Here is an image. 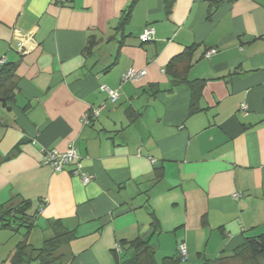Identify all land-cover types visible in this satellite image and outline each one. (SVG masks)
<instances>
[{
    "label": "crops",
    "instance_id": "1",
    "mask_svg": "<svg viewBox=\"0 0 264 264\" xmlns=\"http://www.w3.org/2000/svg\"><path fill=\"white\" fill-rule=\"evenodd\" d=\"M190 48L186 77L206 81L194 115L191 88L167 71ZM3 58L16 89L0 104V204L30 202L37 227L16 243L21 229L0 223V264L26 239L41 247L49 221L76 234L64 264H116L137 238L158 264L180 244L182 264H209L264 235V0H175L171 12L164 0H0ZM130 69L147 74L123 84ZM70 145L79 175L42 165L43 150Z\"/></svg>",
    "mask_w": 264,
    "mask_h": 264
},
{
    "label": "trees",
    "instance_id": "2",
    "mask_svg": "<svg viewBox=\"0 0 264 264\" xmlns=\"http://www.w3.org/2000/svg\"><path fill=\"white\" fill-rule=\"evenodd\" d=\"M174 2L175 0H164L167 12H171ZM124 22L125 19L123 18ZM123 23H121L120 28H122ZM193 55L194 48H190L184 54L174 58L167 68L168 73L173 77V86L187 84L191 88L190 115L204 111L200 107V102L206 85L204 80L189 81L186 77L191 68ZM180 63L183 65L179 69ZM15 69L14 64L6 63L0 70V104L5 107L9 101L14 99ZM5 160L0 155V164ZM160 177L161 173L158 175V178ZM31 206L30 202H22L20 205L0 204L1 228H12L15 231L26 228L25 236L28 237L32 230L37 227L33 221L34 217L27 214ZM43 232H49L50 236L44 239L41 247L36 248L26 239L17 245L7 264H64V255L59 251L76 238L75 232L65 229L59 221H49ZM121 246L129 256L124 255V258L118 260L116 264H158L156 247L150 240L137 238L131 242H122ZM183 261L179 254L177 257L164 258L162 264H182ZM230 261L238 264H264V235L247 239L245 244L231 256H226L209 264H228Z\"/></svg>",
    "mask_w": 264,
    "mask_h": 264
},
{
    "label": "built area",
    "instance_id": "3",
    "mask_svg": "<svg viewBox=\"0 0 264 264\" xmlns=\"http://www.w3.org/2000/svg\"><path fill=\"white\" fill-rule=\"evenodd\" d=\"M17 31L16 33H18ZM154 34L155 31L152 27H147L144 34L141 36V41L143 43H149L154 40ZM23 39L21 36L20 43L18 46V50L21 53H26V50L24 49V44H23ZM212 53L210 52L207 54V57H209ZM0 64L5 65L6 64V59H0ZM147 72L146 70H136V69H130L126 71L121 78V82L127 83V82H136L146 76ZM101 91L107 93L108 98L112 104L116 103L119 98V92L118 90H112L109 87L102 85L100 87ZM241 110L243 114L247 113V106L244 104L241 106ZM100 109L99 108H93L91 111H89L87 114H85L84 117V123L85 125H89L92 120L96 119L99 116ZM81 161H82V156L79 154L77 149L73 146L70 145L68 149L64 152H59L58 150H43V161L42 165L46 168H49L52 172L54 173H61L65 171L66 169L70 167H74L73 169V174L74 175H79L81 171ZM153 163L155 162L154 160H151ZM92 176H84L82 178L84 184H88L92 180ZM236 197V196H235ZM42 211V209L40 210ZM115 250L117 252L122 251V247L118 244L115 247ZM179 254L183 260L187 258V248L185 244H180L179 245Z\"/></svg>",
    "mask_w": 264,
    "mask_h": 264
},
{
    "label": "rangeland",
    "instance_id": "4",
    "mask_svg": "<svg viewBox=\"0 0 264 264\" xmlns=\"http://www.w3.org/2000/svg\"><path fill=\"white\" fill-rule=\"evenodd\" d=\"M25 231H26L25 229H21V231H20L19 233H17V235H16V236H17V237H16V238H17V242H16V243H18L19 241H21L20 239L24 236V234H25L24 232H25ZM38 234H42V232H37V233L34 234V236H35V235H38ZM47 235H48V234L44 233V237H45V238L48 237ZM22 239H23V238H22ZM33 241H34V237H33ZM37 241H38V240H37Z\"/></svg>",
    "mask_w": 264,
    "mask_h": 264
}]
</instances>
